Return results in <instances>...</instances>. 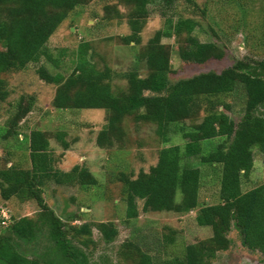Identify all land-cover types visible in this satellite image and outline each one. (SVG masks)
Wrapping results in <instances>:
<instances>
[{
    "label": "trees",
    "instance_id": "16d2710c",
    "mask_svg": "<svg viewBox=\"0 0 264 264\" xmlns=\"http://www.w3.org/2000/svg\"><path fill=\"white\" fill-rule=\"evenodd\" d=\"M90 0H0V74L24 69L30 62L46 56L55 65L46 45L60 23L77 6ZM127 7L123 13L130 32L122 36L124 44L141 43V31L149 16L154 13L150 4L155 3L163 11L175 8L176 0H118ZM109 6L105 7L108 15ZM155 14H159L155 11ZM121 18V17H120ZM166 25L155 30L138 53L148 69L141 75L137 67L122 73L124 87L114 84L119 76L108 66L99 68L89 54V41L77 47V60L71 73L50 74L43 66L37 69L40 77L56 85L52 104L55 108L105 110V124L96 136L99 147L114 149L121 144L126 129L124 119L132 116L135 121L156 124L162 142L169 140L170 127L175 124L187 140L183 144H170L159 149L158 160L148 171L136 176L120 172L116 180L121 182L122 197L126 204L125 218L130 220L139 214L137 201L142 200L143 211H196L200 226H209L212 234L196 242L183 243L159 264H212L219 250L229 247L228 232L234 227L243 246L258 251L264 257V182L243 190L242 183L253 167L254 148L264 151V59L256 62L237 60L231 66L217 71L201 72L173 82L169 79L170 49L162 42L164 37L184 34L180 53L182 57L204 62L219 58L223 51L214 41H196L190 33L198 25L192 17H179L173 22L166 17ZM183 44H185L183 46ZM237 86L245 93V111L236 122L219 105L229 109L223 98L231 95ZM11 93L7 81L0 76V104ZM26 95V94H25ZM29 95V94H28ZM33 96L22 94L16 99L10 116L6 138L19 139L20 122L32 110ZM203 109L205 115L194 122ZM191 124L187 126L185 121ZM10 127V128H9ZM28 135V136H27ZM26 135L29 167L13 163L0 167V196L4 201L17 198L21 202L32 200L38 206L36 218L29 215L13 219L0 233V262L3 264H91L87 255L67 237L65 224L48 205L43 194L47 180L59 184L79 183L97 186L98 178L84 165L76 164L71 170L56 168L50 149V133L33 129ZM64 149L69 142L66 132L56 134ZM223 137L215 151L203 152L201 142ZM200 155L201 165L220 170L218 201L200 202L202 169L186 162ZM8 207L6 204L0 206ZM10 211V208L8 207ZM11 217V216H10ZM89 222L73 227L78 233L91 231ZM103 238L110 241L117 234L111 222L98 224ZM46 228L54 241V251L30 258L19 250V239L30 240L37 230ZM174 242L168 236V244ZM176 245V240H175ZM134 264H156L153 257L141 250Z\"/></svg>",
    "mask_w": 264,
    "mask_h": 264
},
{
    "label": "rangeland",
    "instance_id": "374dc122",
    "mask_svg": "<svg viewBox=\"0 0 264 264\" xmlns=\"http://www.w3.org/2000/svg\"><path fill=\"white\" fill-rule=\"evenodd\" d=\"M155 2L150 4L154 13L141 31L140 44L127 45L121 39L130 32V27L124 15L121 18L115 16L127 10L125 5L118 0H90L70 12L46 42L50 54L59 58L58 65L41 55L22 70L0 74L11 90L8 99L0 104V167H8L12 162L29 167L30 140L26 135L33 129H44L50 133V149L56 168L69 171L76 164L84 165L100 182L97 186H90L76 182L59 184L49 179L43 187L45 200L64 222L68 239L84 251L91 264H134L141 250L149 253L159 264L162 258L175 254L181 248V242H196L212 234L209 226L198 225L194 210L143 211L142 200L137 201L138 216L130 220L125 218L122 184L116 180V176L120 172L136 176L141 170L148 171L150 166L157 163L160 148L183 144L187 139L173 124L167 134L169 140L162 142L156 124L135 121L130 115L124 119L126 133L122 143L114 146L118 149L99 147L96 136L106 122L105 110L55 108L52 99L56 85L40 77L37 69L43 66L50 74L59 72L68 75L76 64L78 45L89 41V54L93 55L92 60L98 63L99 68L108 66L118 74L119 77L113 79L112 87L114 84H117V88L124 87L126 80L120 77L122 73L134 67L141 75L147 73L144 60H138V53L155 30L166 25V17H171L173 22L179 17H192L198 22L190 33L192 38L196 41H214L223 51L219 58L196 62L182 57L180 53L185 31L181 36L162 38L170 49L171 82L210 70L220 72L237 60L255 64L264 59V0H176L175 8L166 9L162 14ZM107 6L109 16L106 14ZM155 11L159 14H155ZM21 94L25 99L31 94L35 103L20 122L19 139L6 138L4 133L8 129L10 110ZM245 99L244 89L237 86L231 95L223 98L229 103V109L221 105L219 109L238 122L245 111ZM204 115L202 109L194 122H200ZM185 124L189 126L191 122L186 120ZM60 132H66L65 139L70 144L68 149L63 148L56 136ZM223 140V137L203 140V152L215 151ZM186 162L202 169L200 202L218 201L219 168L201 165L200 155L190 157ZM262 182L264 151L255 147L253 167L248 178L244 179L242 188L246 190ZM3 204L10 211L5 206L0 209V233L13 219L24 215L36 218L38 215L39 208L32 200L21 202L14 197L4 201L0 196V206ZM4 211L7 214L6 223L1 222ZM84 222L90 223V233L76 232L73 227ZM100 222H111L117 228L112 240L103 238L98 226ZM170 235L174 242L168 244ZM228 237L231 240L229 247L219 250L212 264H264L260 252L251 251L241 244L240 235L234 227L228 232ZM18 241L19 250L30 258L54 251L55 243L45 227L37 230L32 239Z\"/></svg>",
    "mask_w": 264,
    "mask_h": 264
},
{
    "label": "built area",
    "instance_id": "2783aa9c",
    "mask_svg": "<svg viewBox=\"0 0 264 264\" xmlns=\"http://www.w3.org/2000/svg\"><path fill=\"white\" fill-rule=\"evenodd\" d=\"M5 218H7V214H6L5 211H4V213L2 214V219H1V222H2V223H6Z\"/></svg>",
    "mask_w": 264,
    "mask_h": 264
}]
</instances>
